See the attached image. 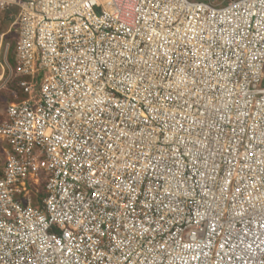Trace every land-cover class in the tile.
<instances>
[{
  "label": "built area",
  "instance_id": "2783aa9c",
  "mask_svg": "<svg viewBox=\"0 0 264 264\" xmlns=\"http://www.w3.org/2000/svg\"><path fill=\"white\" fill-rule=\"evenodd\" d=\"M215 3L0 0V264H264V0Z\"/></svg>",
  "mask_w": 264,
  "mask_h": 264
},
{
  "label": "rangeland",
  "instance_id": "374dc122",
  "mask_svg": "<svg viewBox=\"0 0 264 264\" xmlns=\"http://www.w3.org/2000/svg\"><path fill=\"white\" fill-rule=\"evenodd\" d=\"M191 1L208 2L209 0ZM230 1L231 0H216L214 5L221 7L228 4ZM16 10H11L9 12L0 11V119L4 117L6 108L9 104L26 101L28 99V96L18 89L17 82L20 78H25L27 81H29L30 78L18 76L16 74L17 68L13 64V61L16 59V41L18 39V32L16 33L17 26L14 20L15 17L18 16L19 10ZM11 68L15 75L10 72ZM13 92L16 93L15 99L13 98ZM3 148L2 140L0 139V170L4 163ZM41 183L39 187H42ZM42 189L43 188H41V191Z\"/></svg>",
  "mask_w": 264,
  "mask_h": 264
},
{
  "label": "crops",
  "instance_id": "0c3cea01",
  "mask_svg": "<svg viewBox=\"0 0 264 264\" xmlns=\"http://www.w3.org/2000/svg\"><path fill=\"white\" fill-rule=\"evenodd\" d=\"M14 94H16V93L13 92V98L15 99V96H16V95L14 96ZM15 103H18V102H15ZM12 104H13V103H12ZM1 119H2V118H1Z\"/></svg>",
  "mask_w": 264,
  "mask_h": 264
},
{
  "label": "trees",
  "instance_id": "16d2710c",
  "mask_svg": "<svg viewBox=\"0 0 264 264\" xmlns=\"http://www.w3.org/2000/svg\"><path fill=\"white\" fill-rule=\"evenodd\" d=\"M13 64H14V61H13Z\"/></svg>",
  "mask_w": 264,
  "mask_h": 264
}]
</instances>
